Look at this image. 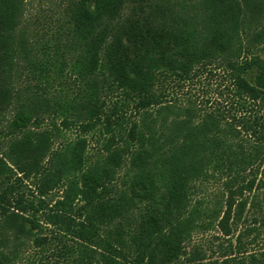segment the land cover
<instances>
[{"label":"trees","instance_id":"trees-1","mask_svg":"<svg viewBox=\"0 0 264 264\" xmlns=\"http://www.w3.org/2000/svg\"><path fill=\"white\" fill-rule=\"evenodd\" d=\"M28 5L0 0V264H264V0H67L53 46ZM213 68L230 106L168 100ZM215 229L221 262L189 251Z\"/></svg>","mask_w":264,"mask_h":264},{"label":"rangeland","instance_id":"rangeland-1","mask_svg":"<svg viewBox=\"0 0 264 264\" xmlns=\"http://www.w3.org/2000/svg\"><path fill=\"white\" fill-rule=\"evenodd\" d=\"M66 4L67 0H29L25 26L29 35H32L40 45L48 44L53 46L56 37L62 33L60 26L63 23ZM33 83L35 82L33 81ZM59 83H55V89H62L60 88ZM62 83L63 84L61 85L65 86L64 81H62ZM22 85H25V82H23ZM230 85V81L228 80V76L224 73V69L213 68L211 72H206L201 77L187 84L181 86L172 84L169 87L168 100L171 102L179 101L181 103H187L188 99L192 98L198 107H201L206 111L210 112L219 107L223 109L231 105L232 98L229 97V91L227 90ZM72 87L74 92H77L79 89L74 85ZM60 123L61 122L58 121L59 125H61ZM75 137V129L67 130L63 128V133L57 140L55 147H58L66 140L75 139ZM89 139L91 140L90 149L92 152H96L99 146L97 144L96 136L94 137L90 135ZM220 189L221 183L218 181H212L207 187L203 188L202 195L208 199H213L215 195L220 192ZM260 195H262L260 197L264 198V191H261ZM248 215H251V213ZM256 227H259V224H257ZM241 230L242 227H239L238 231L234 233L235 235L232 237L234 244L236 243V238ZM250 239H252V237H250ZM263 240L264 229L261 232L260 238L256 240L257 242L248 246V250L254 251L261 248L260 246L263 243ZM228 241V238H225L218 229H215L206 234L195 236L193 243L189 247V251L193 249V246L200 245L207 251V261H212L214 263L221 262L222 251L220 245H227Z\"/></svg>","mask_w":264,"mask_h":264}]
</instances>
